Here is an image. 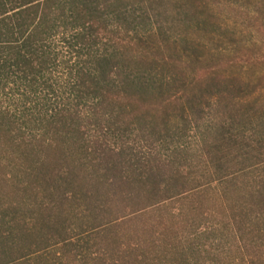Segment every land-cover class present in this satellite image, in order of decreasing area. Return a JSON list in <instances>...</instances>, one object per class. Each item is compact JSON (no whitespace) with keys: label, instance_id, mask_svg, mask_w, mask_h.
I'll use <instances>...</instances> for the list:
<instances>
[{"label":"trees","instance_id":"1","mask_svg":"<svg viewBox=\"0 0 264 264\" xmlns=\"http://www.w3.org/2000/svg\"><path fill=\"white\" fill-rule=\"evenodd\" d=\"M150 25L0 0V264H264V77Z\"/></svg>","mask_w":264,"mask_h":264},{"label":"rangeland","instance_id":"2","mask_svg":"<svg viewBox=\"0 0 264 264\" xmlns=\"http://www.w3.org/2000/svg\"><path fill=\"white\" fill-rule=\"evenodd\" d=\"M125 1L146 15L154 38L172 51L202 44L207 66L251 82L264 77V0Z\"/></svg>","mask_w":264,"mask_h":264}]
</instances>
